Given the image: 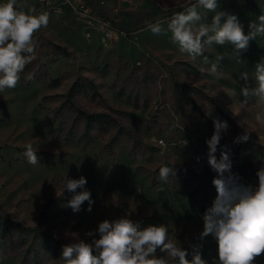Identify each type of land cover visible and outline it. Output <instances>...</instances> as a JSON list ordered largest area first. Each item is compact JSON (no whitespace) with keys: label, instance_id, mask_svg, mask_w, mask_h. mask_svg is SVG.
Listing matches in <instances>:
<instances>
[{"label":"rangeland","instance_id":"1","mask_svg":"<svg viewBox=\"0 0 264 264\" xmlns=\"http://www.w3.org/2000/svg\"><path fill=\"white\" fill-rule=\"evenodd\" d=\"M50 2L16 0L26 14L48 13L49 23L34 34L35 53L17 86L0 92V264H64L63 245L89 240L85 233L98 222L123 215L142 227L165 224L184 247L199 243L202 215L217 195L207 163L213 120L228 124L215 155L229 151L240 183L257 185L264 167V125L256 119L264 104L252 98L240 108V75L248 72L255 87L264 37L240 56L231 44L205 45L209 60L224 57L217 79L200 70L210 67L203 57L178 51L166 23V34L147 29L194 0ZM219 4L246 34L264 14V0ZM197 10L211 21L214 13ZM244 132L250 138L234 143ZM27 144L40 158L35 166L23 155ZM165 165L176 170L166 182L159 179ZM66 176L87 179L91 212L87 202L79 213L66 207ZM216 249L205 238L204 258Z\"/></svg>","mask_w":264,"mask_h":264},{"label":"clouds","instance_id":"2","mask_svg":"<svg viewBox=\"0 0 264 264\" xmlns=\"http://www.w3.org/2000/svg\"><path fill=\"white\" fill-rule=\"evenodd\" d=\"M198 8L214 13L210 22L202 20ZM219 8V0H194L184 11L148 23L147 29L154 35L166 34L163 27L166 23L178 51L192 61L203 57V64L210 67H201L200 70L219 79L223 75L221 63L224 57L218 55L215 60H209L204 55L205 45L231 44L233 51L240 56L251 41L264 37V14L257 17L258 22L249 24L246 34L237 15L218 11ZM31 12L34 13L35 9ZM48 23V13L26 14L17 10L16 0L0 4V92L17 86L21 73L35 53L34 34ZM254 79L255 87L249 83L248 72L240 75L243 81L241 109H245L252 98L264 104V59L255 65ZM256 119L264 125V109ZM213 125V135L206 140L207 163L216 173L211 183L217 195L202 215L203 228L197 237L199 243L184 247L176 242L165 224L142 227L141 221L123 215L98 222L96 229L85 233L89 240L79 239L63 245L60 259L64 264H255L257 258L264 255V167L256 172L257 186L240 183V178L232 172L229 151H221L219 159L215 155L221 134L227 131L228 124L215 119ZM249 138L250 134L244 132L233 142H246ZM23 155L33 166L40 161L31 144L26 145ZM175 175L173 166L165 165L159 169L161 181L166 182ZM86 184L84 176L64 178L62 192L72 193L66 207L73 213H79L85 202L88 207L84 210L92 211L94 200ZM209 236L217 245L216 256L211 260L202 254L203 243ZM189 255L191 259H188Z\"/></svg>","mask_w":264,"mask_h":264},{"label":"built area","instance_id":"3","mask_svg":"<svg viewBox=\"0 0 264 264\" xmlns=\"http://www.w3.org/2000/svg\"><path fill=\"white\" fill-rule=\"evenodd\" d=\"M43 2H46L48 5H51L52 2H50V0H41ZM253 187L257 186V185H252Z\"/></svg>","mask_w":264,"mask_h":264}]
</instances>
